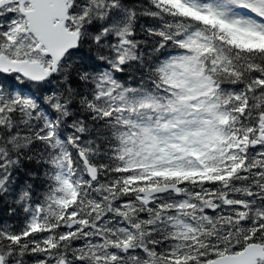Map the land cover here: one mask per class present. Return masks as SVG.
Wrapping results in <instances>:
<instances>
[{"label": "snow or ice", "instance_id": "obj_1", "mask_svg": "<svg viewBox=\"0 0 264 264\" xmlns=\"http://www.w3.org/2000/svg\"><path fill=\"white\" fill-rule=\"evenodd\" d=\"M0 264H264V0H0Z\"/></svg>", "mask_w": 264, "mask_h": 264}, {"label": "trees", "instance_id": "obj_2", "mask_svg": "<svg viewBox=\"0 0 264 264\" xmlns=\"http://www.w3.org/2000/svg\"><path fill=\"white\" fill-rule=\"evenodd\" d=\"M21 220H22V218H21ZM8 221H9V222H16V223H18V219H17V218L14 219V217H12V218H9V217H8Z\"/></svg>", "mask_w": 264, "mask_h": 264}, {"label": "flooded vegetation", "instance_id": "obj_3", "mask_svg": "<svg viewBox=\"0 0 264 264\" xmlns=\"http://www.w3.org/2000/svg\"><path fill=\"white\" fill-rule=\"evenodd\" d=\"M2 212H3V210H2V209H0V215H2ZM0 221H1V219H0Z\"/></svg>", "mask_w": 264, "mask_h": 264}]
</instances>
